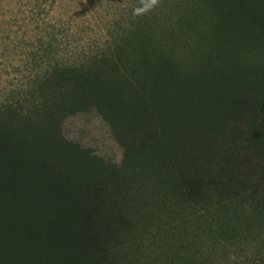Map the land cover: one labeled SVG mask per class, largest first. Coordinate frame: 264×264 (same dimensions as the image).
I'll use <instances>...</instances> for the list:
<instances>
[{
	"label": "trees",
	"instance_id": "1",
	"mask_svg": "<svg viewBox=\"0 0 264 264\" xmlns=\"http://www.w3.org/2000/svg\"><path fill=\"white\" fill-rule=\"evenodd\" d=\"M87 2L0 24V264H264V0Z\"/></svg>",
	"mask_w": 264,
	"mask_h": 264
},
{
	"label": "rangeland",
	"instance_id": "2",
	"mask_svg": "<svg viewBox=\"0 0 264 264\" xmlns=\"http://www.w3.org/2000/svg\"><path fill=\"white\" fill-rule=\"evenodd\" d=\"M84 1L87 2V0ZM94 1L95 5H98L101 0ZM33 2L34 0H0V24L3 21L5 23L15 18L19 19ZM105 12L106 9L102 10L99 16H103ZM2 46L0 44V48ZM1 63H3V59L0 58V87L6 79L15 82L18 78L15 60H12L11 63L4 61V65ZM63 133L68 139L91 148L98 155L115 161L120 159L119 147L111 138L106 124L94 112L69 117L63 125Z\"/></svg>",
	"mask_w": 264,
	"mask_h": 264
},
{
	"label": "clouds",
	"instance_id": "3",
	"mask_svg": "<svg viewBox=\"0 0 264 264\" xmlns=\"http://www.w3.org/2000/svg\"><path fill=\"white\" fill-rule=\"evenodd\" d=\"M160 0H140V4L133 10L134 16H143L158 6Z\"/></svg>",
	"mask_w": 264,
	"mask_h": 264
}]
</instances>
